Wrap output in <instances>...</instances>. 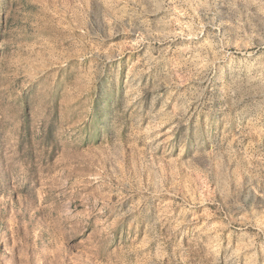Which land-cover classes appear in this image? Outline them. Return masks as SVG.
Segmentation results:
<instances>
[{
	"label": "rangeland",
	"instance_id": "obj_1",
	"mask_svg": "<svg viewBox=\"0 0 264 264\" xmlns=\"http://www.w3.org/2000/svg\"><path fill=\"white\" fill-rule=\"evenodd\" d=\"M0 264H264V0H0Z\"/></svg>",
	"mask_w": 264,
	"mask_h": 264
}]
</instances>
